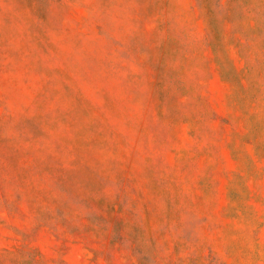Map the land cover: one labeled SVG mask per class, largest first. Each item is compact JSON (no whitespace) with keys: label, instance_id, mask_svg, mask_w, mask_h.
<instances>
[{"label":"rangeland","instance_id":"374dc122","mask_svg":"<svg viewBox=\"0 0 264 264\" xmlns=\"http://www.w3.org/2000/svg\"><path fill=\"white\" fill-rule=\"evenodd\" d=\"M0 264H264V0H0Z\"/></svg>","mask_w":264,"mask_h":264}]
</instances>
